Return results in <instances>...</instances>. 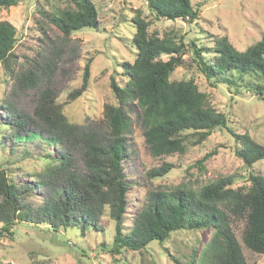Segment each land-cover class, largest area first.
<instances>
[{
    "label": "trees",
    "instance_id": "16d2710c",
    "mask_svg": "<svg viewBox=\"0 0 264 264\" xmlns=\"http://www.w3.org/2000/svg\"><path fill=\"white\" fill-rule=\"evenodd\" d=\"M15 5L17 0H0V9ZM149 6L157 19L194 23L200 17V6H194L191 0H149ZM50 8L46 18L67 38L83 29L100 27L99 12L92 0H54ZM134 23L132 41L136 57L134 63L121 64L126 79L123 85L112 80L116 102L106 106V138L81 133V126L69 121L62 104H57L48 90L41 94L35 112L42 131L32 130L35 120L17 112L0 125V130L12 129V136L19 143L40 139L58 152L55 157L50 152L42 157L43 170L35 175L37 182L32 187L16 184L0 164V241L12 238L15 226L27 223L44 225L53 232H75L76 237L101 231L99 222L108 209L115 222L111 250L115 254L123 250L141 251L152 242L164 243L182 230L210 228L211 238L197 264H252L245 257L243 246L264 255L263 176L250 174L248 186L236 187L231 178H222L199 189L182 184L168 193H151L128 227L124 223L130 185L123 164L129 157L126 135L132 126L131 101L141 111L138 120L154 157L184 154L189 139H195L193 143L198 145L214 130L224 129L236 143V156L246 166L263 160L264 146L248 134L234 131L227 115L212 106L194 80H173L172 74L190 55L209 81L227 84L236 91L245 89L264 101V35L244 51L238 50L226 36L218 38L215 55L207 60L209 50L200 48L194 40L177 43L150 33V24L140 10H136ZM16 41V28L1 21L0 65L14 58ZM28 74L30 88H37L39 74L34 69ZM89 79L87 64L81 95L87 91ZM78 146L88 171L84 176L73 170L70 151ZM173 167L165 163L153 170L152 177H164ZM36 187H48L49 192L31 202L30 198L37 194ZM238 221L244 223L242 240L233 228Z\"/></svg>",
    "mask_w": 264,
    "mask_h": 264
},
{
    "label": "rangeland",
    "instance_id": "374dc122",
    "mask_svg": "<svg viewBox=\"0 0 264 264\" xmlns=\"http://www.w3.org/2000/svg\"><path fill=\"white\" fill-rule=\"evenodd\" d=\"M92 1L99 12V29H83L68 38L46 18L54 0H17V5L0 9V22L8 21L17 30L14 58L0 65V125L17 112L35 120L32 130L42 131L35 112L41 94L48 90L56 103L62 104L69 121L81 126V133L106 138L109 132L106 106L116 102L112 80L123 85L126 79L121 64L134 63L136 57L137 49L132 41L136 10L149 22L150 33L177 43L194 40L200 48L209 50V55H205L207 60L215 55L218 38L226 36L238 50L244 51L264 35V0H191L194 6H200L199 20L194 23L157 19L149 0ZM87 64H90L89 87L81 95ZM31 69L41 78L37 88H30ZM172 79L194 80L212 106L227 115L234 131L246 133L264 146V101L258 96L209 81L190 55L175 70ZM129 106L132 121L126 135L129 157L123 164L130 185L126 226H131L130 221L151 193H168L182 184L199 189L222 178H231L236 187L248 186L250 174L264 177V159L252 167L246 166L235 154L234 139L224 129L214 130L198 145L193 143L195 139H189L184 154L154 157L138 120L141 111L134 101ZM11 130L9 127L0 130V164L16 184L32 187L37 182L35 175L43 170L42 157L48 152L57 156V149L40 139L19 143ZM79 146L70 155L74 159L73 170L84 176L88 171ZM165 163L174 167L164 177H152L153 170ZM36 188L37 194H33L36 196L30 198L31 202L49 192L48 187ZM99 223L101 231L86 232L79 237L63 229L53 232L44 225L15 226L14 236L0 241V264H197L212 235L210 228L182 230L164 243L152 242L141 251L123 250L115 254L111 252L115 222L108 209ZM233 228L242 240L244 223L238 221ZM243 252L250 263L264 264V255H257L245 246Z\"/></svg>",
    "mask_w": 264,
    "mask_h": 264
}]
</instances>
